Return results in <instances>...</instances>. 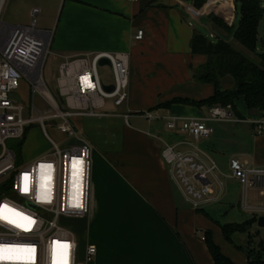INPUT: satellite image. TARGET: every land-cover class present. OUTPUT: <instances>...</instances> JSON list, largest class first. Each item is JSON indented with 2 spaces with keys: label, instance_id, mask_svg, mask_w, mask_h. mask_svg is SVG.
<instances>
[{
  "label": "crops",
  "instance_id": "obj_1",
  "mask_svg": "<svg viewBox=\"0 0 264 264\" xmlns=\"http://www.w3.org/2000/svg\"><path fill=\"white\" fill-rule=\"evenodd\" d=\"M55 1L52 9L56 11L55 17L58 14L60 17L56 18L55 33L51 32L54 33L52 44L59 51L67 56L100 52L131 56L137 49L144 56L149 52L154 61L158 59L156 68L160 65L164 68L163 74L160 72L155 78L158 84L164 78L171 84L188 81L190 64L198 66L204 62L190 53L194 21L209 25L213 32L207 13L196 10L192 0ZM34 8L41 10L39 5ZM139 31L144 32V37L137 41L135 36ZM206 85L212 89L196 100L214 94V86ZM223 85L230 88L233 84L225 79ZM131 101L129 98L127 113L139 114L136 112L140 110H135ZM238 106L245 118H255L254 114H248L242 101ZM204 109L176 104L156 111H166L175 117L202 118L208 116L202 113ZM155 123L154 129L147 132L125 130L118 139H109L118 140L117 145L106 141L102 152L94 148L86 239L88 244L97 246L98 255L91 264H215L203 240L210 231L225 256L234 264H247L243 251L227 247L229 242L219 226L222 223L214 218L227 193L224 184L218 178L217 191L212 183L214 193L200 208L188 202L172 174V166L164 161L162 154L166 144L176 147V152L191 153L192 147L182 143L194 141L180 131L171 130L166 138L160 127L162 124L166 128L165 122ZM215 129L216 140L207 143L212 155L202 150L218 166V160L225 159L230 164L231 159H240L252 167L264 168V135L256 136L255 129L246 124H217ZM27 140L28 135L24 144ZM169 140L173 142L170 144Z\"/></svg>",
  "mask_w": 264,
  "mask_h": 264
},
{
  "label": "built area",
  "instance_id": "obj_2",
  "mask_svg": "<svg viewBox=\"0 0 264 264\" xmlns=\"http://www.w3.org/2000/svg\"><path fill=\"white\" fill-rule=\"evenodd\" d=\"M6 2L0 0V18ZM40 14V8L32 9L29 25L0 22V147H3L0 178L13 173L7 193L0 195V264H91L98 255L97 246L88 244L85 260L80 261L77 234L60 223L62 217L83 218L91 210L94 148L80 134L77 124L86 117L111 116L103 112L107 102L114 107L128 104L131 57L120 52L60 56L55 97L43 75L54 33L37 29ZM143 37L144 32L139 31L135 40ZM102 59L111 64L108 67L111 83L98 72ZM25 79L32 95L39 93L51 106L48 113L36 117L33 105H24L16 98ZM103 85L115 89L107 92ZM131 115L129 112L119 116L130 125ZM136 115L150 122L163 121L168 130L180 131L193 139L192 144L182 143L192 147L191 153L176 152V147L166 144L162 157L172 166V174L181 184L187 201L196 208L214 193L210 176L218 181L220 171L199 142L214 135L217 124H246L255 129L256 136L264 135V112L252 119L239 118L232 106L212 107L208 116L202 118L175 117L166 111ZM49 120L60 122L58 130L67 135V143L60 147L48 136L53 152L17 170L16 154L6 150V142L23 140L27 128L33 124H40L46 133L45 123ZM73 139L82 144H71ZM229 168L232 178L243 189L244 209L252 215H264V168L252 167L240 159H231ZM219 185L223 187L221 182ZM254 190L263 197V203L252 207L248 204V193Z\"/></svg>",
  "mask_w": 264,
  "mask_h": 264
},
{
  "label": "rangeland",
  "instance_id": "obj_3",
  "mask_svg": "<svg viewBox=\"0 0 264 264\" xmlns=\"http://www.w3.org/2000/svg\"><path fill=\"white\" fill-rule=\"evenodd\" d=\"M5 7L1 13L0 22H4L7 25L12 26H24L29 25L31 22L30 12L33 7L40 6L41 7V16L39 17V24L37 29L45 30V31H53L55 33V23L57 21L55 17V10L52 9L55 4V0H6ZM60 12V11H59ZM240 20V15H237L236 26H238V22ZM194 30L201 32L203 34L210 35L212 34V30H210L209 25L205 23H199L194 21L193 24ZM261 38L264 35V20L262 21V26L260 29ZM233 45H236L237 42L233 39L230 40ZM137 45V44H136ZM259 51H263L261 45L258 48ZM141 51L138 49L134 52L135 55H131V63H130V85H129V94L131 98V102L133 108L135 110H140L136 113L141 114L145 113L146 110L151 112H155V104H161L164 102H169L172 99L183 98V99H201L206 96L208 90H211L212 86L208 88V85H203L200 83H196L192 80L190 75V80L186 81H177L174 83H170L165 80L158 84L155 81V78H158V74L161 72L163 74V66L160 65L159 69L156 68V61L151 57V53L147 52L143 56ZM60 56H67L66 53L59 51L56 48V45H52L51 54L46 59L45 66L43 68V75L48 89L51 93L56 97L57 96V79L59 77L58 74V66L62 59ZM196 66V64L191 63ZM190 64V65H191ZM98 72L102 76V78L107 82H112V75L110 73V68L107 66H100ZM205 90V91H203ZM16 98H18L24 105H33L35 108V116L38 117L40 114H46L51 110V106L46 102L45 98L39 93H35L32 95V90L30 88V84L28 81L22 80L20 83L19 90L15 94ZM60 102V101H59ZM108 105L103 112L109 114L111 116L104 117L102 119L90 118L86 117L82 121L78 122V127L83 125L81 130L82 135L85 139H88L92 144L93 148L98 149L99 152L104 150L103 144L106 141L110 142V144L117 145L118 140L109 139L121 137L124 135V131H144L153 130L154 121H146L144 118L139 117L134 114L131 115L130 125H128L124 118L119 115L126 114L128 111L127 104L121 107H114L113 103L107 102ZM64 105V104H62ZM239 108V106H238ZM209 110L207 107L203 110L202 113L209 114ZM60 122L59 121H46L45 129L46 133L43 131V128L40 124H33L28 127V140L27 143L24 144L20 148V140L12 139L6 142V150L9 152L14 151L16 154L15 166L16 169H23L28 166L29 163L42 159L44 156H49L53 150L48 139V136L54 140L60 147L65 145L68 141L67 135L61 133L58 130ZM131 126V127H130ZM161 131H164V136L169 138V133L171 131L167 130L160 124ZM170 144L171 140H169ZM204 143V142H203ZM3 153V147H0V155ZM220 172L217 173L218 178L224 184V188L227 190L226 195L222 199V202L217 206L216 212L214 213L215 220H219L222 224L225 223H237L240 224L250 219L252 216L251 213L247 212L244 209L243 202V190L240 189L241 185L233 180L231 175V170L229 168L228 162L224 159V161L218 160ZM13 173H9L7 176L0 178V193H4L8 189V185L11 182ZM210 180L214 185V189L218 190L217 181L214 176H210ZM263 203V197L257 191H249L248 193V204L252 207L260 206ZM259 216H264L259 214ZM234 244L227 243L228 248L235 249V246L243 247L244 249L251 248L254 250H261L260 245L264 243V228H260L258 223L253 224L249 228V232L245 234H236L233 238ZM237 250V249H236ZM242 252V251H240ZM245 254V253H244ZM246 255V254H245ZM264 255V251H263Z\"/></svg>",
  "mask_w": 264,
  "mask_h": 264
},
{
  "label": "trees",
  "instance_id": "obj_4",
  "mask_svg": "<svg viewBox=\"0 0 264 264\" xmlns=\"http://www.w3.org/2000/svg\"><path fill=\"white\" fill-rule=\"evenodd\" d=\"M192 2L196 10L207 13L213 33L207 35L194 31L190 39V53L193 57L203 58L204 62L198 66L191 64L189 71L192 80L196 83L213 85L214 94L200 101L176 98L161 103L155 108L170 109L176 104L193 106L197 109L232 106L236 116L245 118L238 109V104L242 101L248 114H254L255 117L262 115L264 112V35L263 38L260 37V29L264 20V0H192ZM238 14L240 20L236 26ZM231 39L237 44L233 45L230 42ZM259 45L262 46L263 51L258 50ZM225 79L232 81V87H224ZM59 101L62 105L60 98ZM77 128L81 131L78 124ZM27 132L28 128L25 138L20 140V148L26 141ZM216 132L201 143V148L211 155L212 151L207 143L210 140H216ZM8 189L4 193H7ZM201 211L204 212V209ZM258 217L257 214L252 215L249 220L240 224L219 223L222 235L227 242L234 244L233 238L236 234L248 233L249 228L258 222ZM205 235L207 249L214 263L234 264L217 246L212 231L206 232ZM235 248L246 254L247 264H264L263 242L260 245L261 250L244 249L241 246H235Z\"/></svg>",
  "mask_w": 264,
  "mask_h": 264
},
{
  "label": "water",
  "instance_id": "obj_5",
  "mask_svg": "<svg viewBox=\"0 0 264 264\" xmlns=\"http://www.w3.org/2000/svg\"><path fill=\"white\" fill-rule=\"evenodd\" d=\"M100 66H107L111 67V64L108 60L102 59L100 61ZM103 88L107 92H113L115 88L113 86H106L103 85ZM61 102L63 103V99H61ZM71 144H82V141L78 139H73ZM89 216H85L83 218H66L62 217L60 219V223L64 226H68L71 228L72 232L76 233L79 239V247H78V254H79V260L83 261L86 257V248L88 245V240L86 239V233L89 228ZM258 226L260 228H264V216L258 217Z\"/></svg>",
  "mask_w": 264,
  "mask_h": 264
},
{
  "label": "bare ground",
  "instance_id": "obj_6",
  "mask_svg": "<svg viewBox=\"0 0 264 264\" xmlns=\"http://www.w3.org/2000/svg\"><path fill=\"white\" fill-rule=\"evenodd\" d=\"M77 174V173H76Z\"/></svg>",
  "mask_w": 264,
  "mask_h": 264
}]
</instances>
